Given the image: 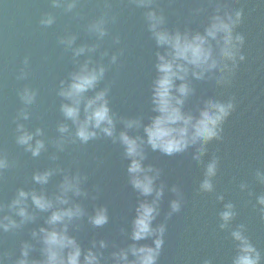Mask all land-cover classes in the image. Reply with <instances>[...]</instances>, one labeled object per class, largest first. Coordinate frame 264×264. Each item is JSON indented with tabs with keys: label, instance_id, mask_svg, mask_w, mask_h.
<instances>
[{
	"label": "water",
	"instance_id": "1",
	"mask_svg": "<svg viewBox=\"0 0 264 264\" xmlns=\"http://www.w3.org/2000/svg\"><path fill=\"white\" fill-rule=\"evenodd\" d=\"M217 2L226 3L230 10H243L237 32L245 38L242 49L245 61L239 65L230 85L217 86L211 80L193 81L195 93L186 102L185 110L195 113L209 100L225 103L232 100L235 109L223 125L221 138L206 146L199 165L193 160L196 147L174 157L152 152L150 148L146 150L145 165L160 170L157 184L164 185L159 215L153 222V227L161 224L165 227L157 264H231L235 255L231 231L240 225L245 226L250 241L264 254V217L256 203L257 197L264 195V184L256 179L257 171L264 173V3L261 0H155L153 10L165 15L169 30L202 32ZM53 3L54 0H0V155L9 164L0 172V205L5 206L0 215H12L20 221L6 207L17 189H43L53 196L65 175L79 174L81 190L87 196L76 197L75 202L88 214H93L97 207H106L109 223L95 229L85 216L79 222V229L70 228V232L84 248L91 247L93 240L97 245L101 239L105 240L109 245L104 250L107 257L132 243L126 233L138 194L128 184V162L123 158V150L110 138L101 137L86 145L66 139L63 150L55 146V141L60 139L59 124H67L72 132L75 130L60 112L61 103L67 101L58 92L62 81L69 82L70 73L91 60L89 67L99 64L106 69L95 91L109 89L110 108L117 117H143L147 123L148 116L153 115L150 86L155 75V53L163 50L156 48L147 30L144 12L148 9L137 8L131 0H77L71 11L66 10L65 0H59V7ZM49 16L54 22L46 27L41 21ZM102 17L106 20L107 35L100 39L89 31V26ZM70 37H75L71 47L61 43ZM80 47L95 50L74 56V50ZM113 56L117 57L115 64L111 63ZM22 70L26 78H20ZM24 88L34 91L36 99L27 106L29 119L17 121L18 114L26 107L20 100ZM95 91L86 95L91 97ZM17 122L31 133L38 128L43 131L42 136L33 140V144L36 139L45 141L40 156L33 157L16 143ZM122 129L123 125L118 123L117 132ZM138 134L142 135V129ZM213 159L218 161L214 191L200 193L204 170ZM46 170H56L49 183L35 184L33 174ZM242 184L247 185L245 191H241ZM221 196L223 200L219 199ZM173 200H180L179 212H171ZM229 203L234 206L236 218L227 230H221L220 213ZM28 206L29 212L37 217L34 222L25 224L14 234L0 233V253L7 255L6 264H13L19 257L24 242L33 245L30 259H41V245L31 233L47 227L44 221L50 213L38 212L30 200ZM139 243L154 246L151 239Z\"/></svg>",
	"mask_w": 264,
	"mask_h": 264
},
{
	"label": "clouds",
	"instance_id": "2",
	"mask_svg": "<svg viewBox=\"0 0 264 264\" xmlns=\"http://www.w3.org/2000/svg\"><path fill=\"white\" fill-rule=\"evenodd\" d=\"M155 0H131L137 8L148 9L144 12V20L151 38L155 41L154 78L150 86V112L147 123L143 117L125 119L117 117L110 108L108 99L109 89L95 91L99 82L104 79L105 67L96 65L89 67L91 60L81 65L78 71L69 75V82H61L58 95L67 101L61 103L60 112L66 121L70 120L74 132L67 124H59L57 131L60 139L55 146L63 150L66 139L75 143L88 144L101 137L110 138L113 144H119L123 150V158L127 163V181L132 190L138 194L137 204L126 233L132 243L121 247L105 256L109 245L101 239L93 240L91 247L84 248L76 236L71 234L70 228L79 229V222L87 216V222L95 229H102L109 223V213L106 207H97L93 214H88L85 208L75 202L76 197L87 196L81 190V177L65 175L58 191L49 196L41 189L25 191L17 189L14 198L6 206L7 211L20 218L17 222L12 215H0V233H15L25 224L34 222L37 217L29 212L28 201L40 213H50L44 223L47 227L33 230L31 235L40 245V260L30 259L33 245L24 242L20 245L19 257L13 264H157L164 245L165 227H153V222L159 215V204L164 195V185L157 184L160 179V170L152 165H145L147 149L159 152L166 157H174L186 153L188 149L196 147L193 160L201 164L206 154V146L221 138L223 125L235 109L232 100L228 102L205 101L197 112L185 110L186 102L195 93L193 81H214L217 86H227L232 82L237 69L245 61L242 49L245 38L237 32L243 19V10H230L226 3L215 4L214 11L203 25V31L169 30L165 15L153 10ZM66 10L76 7L77 0H65ZM264 3V0H261ZM54 7H59V0H54ZM201 11L197 10V13ZM114 19V18H113ZM53 18L49 16L41 21L44 26H50ZM106 20L102 17L89 26V31L100 39L107 35ZM75 37L62 40L69 47L74 43ZM119 42L118 40L116 41ZM94 48L80 47L74 50V56L83 55L86 51L92 52ZM117 57L113 56L111 63L115 64ZM27 64V60H25ZM20 78H26L21 72ZM95 91L91 97L86 94ZM36 93L24 88L20 93V100L26 106L17 117L28 120L27 106L35 102ZM83 106V116L81 114ZM123 129L117 132V124ZM142 129V135L138 134ZM16 143L24 147L33 157L40 156L45 149V141L34 137L43 135L41 129L35 133L26 130L25 126L17 122ZM130 131L137 134L130 135ZM67 134V136L65 135ZM55 159V157H53ZM9 167L6 157L0 155V172ZM56 170L37 171L32 180L38 185H47ZM218 161L213 159L204 170V179L199 185L200 193L214 191L213 180L217 175ZM257 182L264 184V173L257 171ZM245 191L247 185L240 186ZM177 192L176 188L172 189ZM152 197L151 200L148 198ZM143 198V199H141ZM223 200V197H219ZM259 212L264 217V195L257 197ZM171 212L180 211V200L171 202ZM5 206L0 205V214L4 213ZM171 215V213H169ZM236 218L234 206L229 203L220 213L221 230H227ZM152 240L154 246L139 242ZM231 240L235 244V255L231 264H264V254L257 249L246 235L244 225L231 231ZM115 248V245H113ZM8 257L0 253V264H6ZM208 264V262H206Z\"/></svg>",
	"mask_w": 264,
	"mask_h": 264
}]
</instances>
